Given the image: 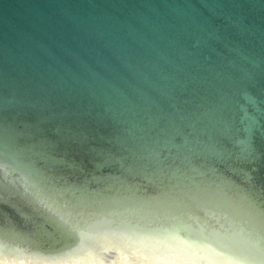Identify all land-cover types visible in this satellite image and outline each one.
<instances>
[{"label": "water", "instance_id": "obj_1", "mask_svg": "<svg viewBox=\"0 0 264 264\" xmlns=\"http://www.w3.org/2000/svg\"><path fill=\"white\" fill-rule=\"evenodd\" d=\"M0 264H264V0H0Z\"/></svg>", "mask_w": 264, "mask_h": 264}]
</instances>
